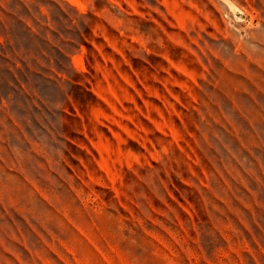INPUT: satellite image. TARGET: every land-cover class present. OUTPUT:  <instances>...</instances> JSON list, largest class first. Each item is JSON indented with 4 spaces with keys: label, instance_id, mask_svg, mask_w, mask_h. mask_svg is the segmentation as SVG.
I'll use <instances>...</instances> for the list:
<instances>
[{
    "label": "rangeland",
    "instance_id": "obj_1",
    "mask_svg": "<svg viewBox=\"0 0 264 264\" xmlns=\"http://www.w3.org/2000/svg\"><path fill=\"white\" fill-rule=\"evenodd\" d=\"M0 264H264V0H0Z\"/></svg>",
    "mask_w": 264,
    "mask_h": 264
}]
</instances>
